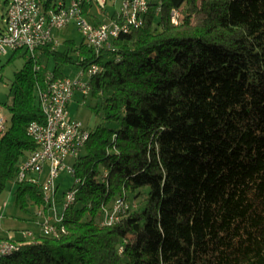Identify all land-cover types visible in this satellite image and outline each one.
I'll use <instances>...</instances> for the list:
<instances>
[{
  "label": "trees",
  "instance_id": "16d2710c",
  "mask_svg": "<svg viewBox=\"0 0 264 264\" xmlns=\"http://www.w3.org/2000/svg\"><path fill=\"white\" fill-rule=\"evenodd\" d=\"M113 46L96 53L65 39L24 51L5 103L0 198L14 183L16 204L36 207L38 224L40 210L49 214L41 184L16 179L38 149L27 126L44 120L36 86L50 71L100 63L82 95L97 99L104 121L74 161L67 232L0 238L17 246L0 264H264V0H162ZM121 198L127 207L103 224Z\"/></svg>",
  "mask_w": 264,
  "mask_h": 264
},
{
  "label": "built area",
  "instance_id": "2783aa9c",
  "mask_svg": "<svg viewBox=\"0 0 264 264\" xmlns=\"http://www.w3.org/2000/svg\"><path fill=\"white\" fill-rule=\"evenodd\" d=\"M45 2V0H43ZM114 2H121L123 16H116V11L112 14L108 12V6ZM7 9L4 14V27L0 31V56L12 52V45H19V50L27 51V45L33 42H40V47L52 45L57 47L59 41L56 36H50V32H45L43 19H40L37 6L33 0H6ZM46 11L56 10V17L59 23V30L71 25L81 31L83 39L89 47L96 53L104 49H112L107 46L109 28H117L119 36L126 34V19L137 16L139 12L151 10V0H57L51 5L45 4ZM96 9V10H95ZM96 12H104L108 20H101ZM85 14L95 16L94 25H86ZM181 20L180 10H171V21ZM98 64L83 68L74 77L67 75L55 76L50 71L46 76V96L38 97L40 107L44 114V120L32 121L27 126L28 134L38 144V149L29 155L20 164V173L17 174L16 181L25 179L41 184L44 196L49 192V184L58 180L63 172H68V160H75V153L80 151V141L85 126L80 120L70 116L68 106L77 91L86 95L84 76L87 71H96ZM1 70V64H0ZM37 95H38V87ZM3 116L0 113V135L3 133ZM44 178L42 179V175ZM58 193V191H57ZM74 192L68 193L67 202L63 207L71 202ZM117 205V201L113 206ZM108 209V208H107ZM48 216H41L39 226L41 231L48 232L49 221H56V217L61 216L60 210L56 206H48ZM116 221L113 218V207L110 209V216L103 217L102 223L106 225ZM25 237H32L33 231L23 232ZM57 234V233H56ZM13 242L0 241V251L11 249Z\"/></svg>",
  "mask_w": 264,
  "mask_h": 264
},
{
  "label": "rangeland",
  "instance_id": "374dc122",
  "mask_svg": "<svg viewBox=\"0 0 264 264\" xmlns=\"http://www.w3.org/2000/svg\"><path fill=\"white\" fill-rule=\"evenodd\" d=\"M161 2L162 0H155L154 3L161 5ZM6 9L7 4L5 0H0V31L5 25L4 14ZM114 11V7L109 5L108 12L112 14ZM96 13L101 20H108L106 13ZM180 14L182 19V12H180ZM87 20L91 22L93 21L91 17H87ZM179 23H181V20H179L178 24ZM55 35L61 44L65 39H74L77 44L81 43L83 40V35L76 25H71L67 28L56 31ZM12 53L13 51L4 56H0V63L4 65L0 70V76L2 77L0 79V113H2L5 117L7 125H10L11 123V113L5 103L12 104L14 102V94L11 92V87L15 79L16 72H18L24 66L30 57L28 54H24V50H21L20 52L16 53L11 61L8 62V59L12 56ZM72 54L75 55V53ZM42 64L47 65L49 69H53L54 60L52 58H45L42 59ZM82 69L83 68L77 64H68L64 67L63 71L65 75L74 77L76 74L80 73ZM86 79H88V76H86ZM84 100L85 99L82 93L77 91L68 106V111L72 118L80 120L85 126H87L89 129H92L96 124L104 120L100 116L101 114L98 115L94 110L97 99L90 96L86 100L87 102ZM101 112L102 111H100V113ZM44 175L45 174L42 175V179L44 178ZM57 181L59 182L58 193L56 195L58 199L57 207L61 211L64 193L66 190L72 187L75 179L70 173L63 172ZM14 191L15 184L11 183L8 185L7 190L0 198V238H20L24 237L23 232L40 231V226L38 224L40 216L36 214L37 208L30 206L28 211L23 210L15 202Z\"/></svg>",
  "mask_w": 264,
  "mask_h": 264
},
{
  "label": "bare ground",
  "instance_id": "6f19581e",
  "mask_svg": "<svg viewBox=\"0 0 264 264\" xmlns=\"http://www.w3.org/2000/svg\"><path fill=\"white\" fill-rule=\"evenodd\" d=\"M33 1H35V6H37L40 19H43V24L45 26V32H50V36H56L55 32L59 31V23H58L57 19H51L50 18V17H56V10L46 11L45 2L43 0H33ZM122 2H130V0H122ZM154 2H155V0H151V7L152 8L155 7L156 13H160L161 5H158V3L156 4ZM113 7L116 11V16H123V7H122L121 2H114ZM150 11L151 10H146L145 12H139L137 16H132V17L126 19V34L135 30V29L142 27L145 24L146 19L148 17V14L150 13ZM170 16H171V12H170ZM87 17H91L93 19V21L91 22V21L87 20ZM172 22L177 25L179 21L178 22L172 21ZM85 23H86V25H94L95 24V16L93 14H85ZM109 37L110 38H107V46L108 47H114L113 41L115 38L119 37V32L117 31V28H109ZM39 47H40V42H33V43H30V45H27V51L29 53L33 54ZM17 50H19V45H12V51L14 52ZM94 64H98V63H93L92 65H94ZM90 66H88V67H90ZM88 67H85V68H88ZM102 70H103V66L99 63V67H97V72L96 71H87L86 72V76H88V79H86V76H84V85L86 87V95H88L90 93L89 79ZM37 87H38V97H45L46 96V80L43 79V80L39 81L37 83ZM34 121H38V120H34ZM3 127H4V130H3V133H1L0 138L5 134V131L7 129V124H6L5 118H3ZM89 135H90V129L88 127H85V132L82 133V141H80V151L81 152L75 153V160L83 152V149L85 147L86 141L89 138ZM75 160H68V170L72 176H74V174H75V168H74V161ZM19 173H20V166H19L18 174ZM31 182H33V181H31ZM33 183H36V182H33ZM58 188H59V182L58 181H56L54 183H50L49 184V192L47 195H45V199H46L48 206H56V209H58V207H57L58 199L56 196ZM74 191L75 190H73V189H68L65 191L64 196H63V204H64V202H67L68 193H71ZM75 194H76V191L74 193V196L71 197V202H68V205H65L64 207L62 205V209L71 205L74 202ZM126 207H127V203H125V201L122 198L117 199V205L113 206V218L115 220H117L118 214L120 213V211H122V209H124ZM61 211H60V215H61ZM39 214L41 216H48L47 214L45 215L42 210L39 211ZM108 216H110V209L105 208L103 217H108ZM62 219L63 218L61 215V216L56 217V221H49L48 232H45V231H41V232L45 235H49V236L59 238L60 236H62L64 233L67 232L65 225L62 224ZM3 242H12V241L7 240V239H3ZM16 248H17V246L13 245V247L11 249H4V250L0 251V255L8 254Z\"/></svg>",
  "mask_w": 264,
  "mask_h": 264
},
{
  "label": "crops",
  "instance_id": "0c3cea01",
  "mask_svg": "<svg viewBox=\"0 0 264 264\" xmlns=\"http://www.w3.org/2000/svg\"><path fill=\"white\" fill-rule=\"evenodd\" d=\"M5 2H6V0H5ZM7 4V3H6ZM2 30V29H1ZM59 44H60V42H59Z\"/></svg>",
  "mask_w": 264,
  "mask_h": 264
}]
</instances>
